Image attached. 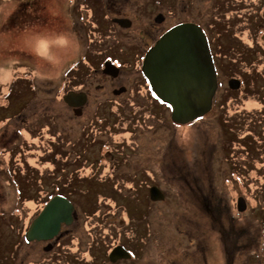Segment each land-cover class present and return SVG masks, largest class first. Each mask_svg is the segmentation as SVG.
<instances>
[{
  "label": "rangeland",
  "instance_id": "rangeland-1",
  "mask_svg": "<svg viewBox=\"0 0 264 264\" xmlns=\"http://www.w3.org/2000/svg\"><path fill=\"white\" fill-rule=\"evenodd\" d=\"M230 3L227 1L228 5ZM255 16H258L257 9ZM103 23V12L96 0H0V264H202L204 260L208 264H225L223 252L226 247L244 251L250 249L248 252L253 253L246 257L248 264H263L264 122L260 124V115L252 111L253 102L259 99L256 92L249 85L235 93L241 101L235 113L209 121L216 113L214 110L207 119L219 128L217 138V135L214 136L215 127L209 125L212 136L208 135L206 141L209 147L215 145V156L211 147L206 152L209 167L211 165L213 169L214 187L216 185L215 197L211 195L209 200L218 209L223 208V204H219L217 190L229 197L230 179H233L238 194L250 193L249 199L251 196L260 199L254 213L251 208L253 214L250 212L251 205L243 216L231 211L229 216L234 224L230 228L227 211L217 212L222 228L228 230L225 238L228 245L225 247L211 221L199 208L198 196L179 189L183 184L174 177V171L180 167L179 164L186 166V162L175 158L180 151L177 146L172 150L173 167H168L169 190H166L167 181L164 182L161 176L151 179L149 168H158L163 163L172 133L177 145L184 144L179 136L184 127L172 123L170 109L165 110L155 97L149 94L144 97L143 77L135 74L131 80V87L134 86L131 93H112V88L127 84L126 74L135 73L133 64L123 65L120 83L111 84L103 74L88 79L89 101L79 118L57 97L63 71L75 59H82L79 65L82 71L71 75V80L77 81L73 85L77 86L100 66L103 59L121 56L118 49L105 43L104 34L96 30V25ZM217 51L230 54V50H214L219 59L218 66L225 71ZM237 71L226 70L234 74ZM99 83L103 84L102 87L96 88ZM143 102L153 104L157 121L162 124L160 131L140 129L138 138L133 135L134 146L125 145L119 150H111L104 163L94 159V166H100L99 172L87 174L88 179L79 183V192L73 197L68 193L72 187H65L63 194L74 202L77 209L75 221L69 228L77 232L81 244L75 247L77 242L69 241L65 252L55 250L45 254L44 242L29 244L25 241L22 225L43 199L47 187L52 186V179L40 171L47 165H39L42 154L38 151L39 143L27 138L24 124L37 125L50 120V117L68 130V135L75 137L79 135L80 125L94 114L113 117L110 111L115 110L116 114L129 112L127 115L132 116L130 111ZM116 106L118 109H114ZM136 110L141 111L140 104ZM200 121H197L199 128ZM121 131L124 132V129ZM123 132L121 135L130 136ZM194 135L195 144H198L203 136L197 131ZM21 136L25 137L22 139ZM190 151L186 150L184 154L188 159ZM152 183L161 186L168 194L164 201L149 199L147 184ZM114 201L124 206L123 222L128 220L133 225L128 227L122 238L124 246L135 254L133 262L120 260L111 263L104 258L106 246L96 229L99 220H96L94 212L102 204L115 209L117 205ZM24 206L27 208H21ZM130 216L134 217L133 221ZM68 232L64 231L63 236ZM238 235L242 238L234 244L232 239Z\"/></svg>",
  "mask_w": 264,
  "mask_h": 264
},
{
  "label": "flooded vegetation",
  "instance_id": "flooded-vegetation-1",
  "mask_svg": "<svg viewBox=\"0 0 264 264\" xmlns=\"http://www.w3.org/2000/svg\"><path fill=\"white\" fill-rule=\"evenodd\" d=\"M71 1L74 2L78 0ZM227 1L231 2L230 5L227 4ZM96 2L99 5V8H101L104 18V23L101 25L97 24L96 30L104 34L105 43L109 46L114 47L115 49H118L121 53V56L114 59L108 57L103 59L100 66L93 69L92 72H90L89 77L84 82L79 83L77 86L73 85L77 83V81L75 79L71 80V75L74 73V75H77L82 71V68L79 67L82 59H75L68 65L66 70L63 71L61 82L62 85L59 89L57 97L60 101L65 103L66 106L78 118L83 116L84 108L89 101V93L87 89L88 79L96 78V75L100 76L101 74H103L110 80L111 84L117 82L120 83V77L123 74V65L133 64L135 67V73L133 75L126 74L124 77L125 79H127V84L112 88V93L114 95H122L125 92L129 91L131 93V89H133L132 87H134H131V80L134 79V76L136 74L137 77H143L145 79L144 91H142L144 97H146L147 94L155 97L154 92L150 88L148 78L142 70L147 51L156 44V42L162 37V35H164L173 27L181 24H194L198 26L201 29L202 33L205 35L216 69V93L214 95L213 104L210 111L198 118V120H201V128L197 126L198 120H196L184 125V131L180 132L179 134V136L183 135L184 143H188L191 137L196 136L194 135L195 131L198 132V135L203 136V139L202 137H200L198 144H194L191 146L189 143V147L187 149L191 150L190 153L192 159H194V163H198L197 170L194 171L191 169V166L188 163V160H190L191 158L190 157L189 159H186V170L177 172L174 171V175L176 177L182 176L184 178V184L179 187V189L183 188L191 193H195L198 196L199 208L207 215L216 233L219 235L221 241H224L226 247V245L228 244L225 238H227L228 230L222 228L220 218L216 216L217 212H220L223 209L227 211L226 219L230 228L234 224L233 218L229 216V213H231V211L238 216H243L244 214H246V212L249 211V206L251 205L250 212L252 208V211L254 213V209L259 207L260 205V199L258 198V196H251V198L249 199L250 193H247L248 197L242 192H240L241 194H238L239 191L236 190L233 179H230L231 183L229 182V188L231 192L229 194V197L223 195L216 188L218 196L220 197L219 204L222 203L223 208L218 209L215 204L209 200V197L211 195H214L215 197L216 185L214 187L213 169L211 168V165L209 167L206 152L210 150L209 148L211 147L213 148V154L215 145H210L209 147L208 142L206 141L208 135L212 136V134H209V125L215 127L216 131L214 132V136L217 135V138L219 130L217 124L209 121H213V119L222 117L229 113H235L236 110H238L239 104H241L239 97L235 96V93L242 91L250 85L252 90L256 92L257 97L259 98L258 100L253 102L252 111L254 112V114L260 115L262 120L260 124L264 122V0H96ZM256 9L258 10L257 17L255 16ZM200 35V32L199 35H195L194 40H200ZM221 48L230 50V54L217 51L221 63L225 66V71L222 69V67L218 66L219 59L214 52L215 49ZM106 61H111L118 67L119 70L117 74H108L103 71ZM237 69L238 71L236 72V74L226 72V70L234 72ZM221 70H223L224 73H222ZM231 80H235L236 82L233 83V85L237 86H232L230 84ZM102 85L103 84L100 83L96 84V88H100L102 87ZM120 88L125 89L121 92H115V90H118ZM69 91L85 93L86 100L75 99L72 100L71 103L66 102L64 100V95ZM158 101L161 102L160 100ZM161 103L165 106V110L166 108L170 109L169 118H171L170 106L164 102ZM248 103H251V101H248ZM139 104L141 105V111L136 110ZM113 106L114 104H112V107ZM137 106L130 111L132 116L127 115L129 112H127V114L125 115H121L119 113L116 114L115 110L110 111L113 117L106 116V114H94L91 118L80 125L79 135L75 137H71L70 135H68L69 131L65 130V128L61 124H59L55 120H52L50 117V120H47L46 117H41L40 119H46L47 121H43L41 123H38L37 125L24 124L27 138H30L35 142L38 141V151H41L43 149L41 147L44 143V141L42 140V138H44L43 133L49 130V128L52 131L51 126L59 129L61 133L70 137V139L67 140V143H58L56 146L60 151L58 152L59 156H63L62 152H64L65 157H68V159H70L69 163L62 162L61 165H51L50 163H48L50 156L46 155V152L44 154V152L41 151L42 154L39 158V165L46 161L45 164L47 165V168L40 169V171L45 174V177L48 176V178L50 177L49 179H52L51 184L52 186H55V188H53L51 185L47 187L43 199H41L38 202V205L33 208L32 214L27 220L28 222L26 221L27 224L25 222V224L22 225L24 228L23 236H25V241L29 242V244L33 242H44L45 244L43 245V252H45V254H48L55 250H61V252H65L68 249L67 242L69 241L74 242L75 240L77 242V244L75 243V247L81 244L79 242V236L77 232L71 231L72 228H69L75 221V212H77V209L74 202L68 196L63 194L65 192V187H72V189L69 190L68 193L73 197V194H77L79 192V185L84 183L86 179H88L87 174L92 175L95 172H99L100 166H94V159L99 160V163H104V159L111 150H119L125 145L134 146L135 143L133 140V135L135 134L138 138V132L140 129L150 130L152 132L160 131V125L162 126V124H159V122L157 121L158 118L155 113L153 104L151 105L150 102H143L138 103ZM114 109H118V107L116 106V108L114 107ZM214 110L216 113L212 116V119L209 120V113ZM110 112H108L107 114H110ZM139 113L144 116L142 117L138 115ZM147 119H153L155 121H147ZM119 123H123L124 126L120 127ZM172 123L175 124L173 121ZM202 126L204 130H202ZM113 127H116V130L114 129V131L117 134L119 132L118 130L123 128L131 131L134 130V132L131 138H123L118 142V144L113 145L114 147H112L111 141L113 138ZM24 137L21 136L22 139ZM71 142L77 143V147L75 148V150L73 149V147L71 148L72 153L68 151L70 149V146L74 145V143ZM105 144L111 145V147L109 148L108 146H105ZM174 146H177L180 149V146L175 143L174 133H172V140L170 139V142L167 146L168 153L163 160V163L159 164L158 168H149L151 179H155L161 176L164 182L168 180V178L170 177V169L168 167H173L172 162L174 159V154L172 153V150ZM198 146L199 152L198 154H196L195 151ZM183 149H180V151H182ZM75 151H77L78 154ZM95 153L96 155H94ZM181 155L185 156L184 154ZM80 156H82L83 159L81 160V164L76 161V157L79 158ZM213 156L215 155L213 154ZM175 158L178 157L175 155ZM83 165L85 166L84 168ZM166 165L168 166L166 167ZM79 171L81 173H79ZM196 176H198L199 181L194 180L196 179ZM63 179L67 181L63 182ZM165 184L166 190H169V182L167 181L165 182ZM153 185L158 186L162 190V192L164 193V199L156 201L150 199V187ZM147 189L149 190V199L154 202L164 201L166 196L168 195L164 192L165 190H163L161 186L157 184H147ZM57 194L64 195L73 203L74 211L72 223H62L58 234L49 240H28L26 237V232L28 231L33 219L40 213L46 203L54 195ZM50 195L52 196L49 198ZM147 195L148 194L146 193V198ZM239 197H243L246 202V208L242 211L238 209ZM31 203L33 202L31 201ZM18 204L19 203L17 202L16 206ZM114 204L117 205L115 209L109 207L108 205L102 204L99 205L95 209L96 212H94L96 220H99V224L98 226H96V229L100 232V240L104 242L106 246L104 258L109 259L111 263H116L120 260H129L130 262H133L136 259L135 254L127 247H125L122 243V238L124 237L123 233H126L128 231V227H133V225L130 224L128 220L127 222H123L122 220V214H125L124 206L117 203L116 201H114ZM21 208L27 207L24 206ZM209 211L210 213H208ZM253 213L251 212V214ZM25 219H27V217ZM130 219L133 221L134 217L130 216ZM110 223H112L115 228L120 231V237L113 234L115 228L111 229ZM67 230L69 232L63 236V232ZM111 232H113L112 235ZM113 236H115L114 239H112ZM240 238H242L241 235L234 236L232 242L236 244V242H238ZM92 241L90 243H92ZM118 245H122L125 249H127V251L130 253V257L117 258L115 261H112L110 258V253ZM261 250H263L264 254V243L261 246ZM248 251L226 247L223 252L225 264H248L249 262L246 260V257L249 258V256H251V254L253 253L252 251ZM244 254H246L245 258L243 257ZM202 264L208 263L204 260Z\"/></svg>",
  "mask_w": 264,
  "mask_h": 264
},
{
  "label": "water",
  "instance_id": "water-1",
  "mask_svg": "<svg viewBox=\"0 0 264 264\" xmlns=\"http://www.w3.org/2000/svg\"><path fill=\"white\" fill-rule=\"evenodd\" d=\"M200 40H194L199 35ZM191 37V39H190ZM118 67L106 61L103 71L117 74ZM142 70L153 92L162 101L172 107L173 121L186 124L210 111L217 88V75L213 57L201 29L194 24H181L166 32L147 51ZM235 80H231L232 86ZM125 88L115 90L121 92ZM75 99L86 100L85 93L69 91L64 100L71 103ZM152 200L164 199L162 190L153 185L150 187ZM246 208L243 197L238 198V209ZM73 203L64 195H54L33 219L26 237L28 240H49L55 237L62 223L73 221ZM130 257L122 245L116 246L110 258Z\"/></svg>",
  "mask_w": 264,
  "mask_h": 264
},
{
  "label": "trees",
  "instance_id": "trees-1",
  "mask_svg": "<svg viewBox=\"0 0 264 264\" xmlns=\"http://www.w3.org/2000/svg\"><path fill=\"white\" fill-rule=\"evenodd\" d=\"M120 125V127H122V126H124V124L123 123H119ZM179 125V124H178ZM180 126H183V125H180ZM51 128H52V131L54 132H52L51 131V129L49 128V130H47L46 132H44L43 134H44V138H42V140L44 141V143H43V145L41 146L43 149L41 150L42 152H44V154H45V152H46V155H49L50 156V159H49V162L48 163H50L51 165H53V164H59V165H61L62 164V162H65V163H69V161H70V159H68V157H65V153L64 152H62L63 153V156H59V154H58V152H60L59 151V149H58V147H56L57 146V144L58 143H61V144H64V143H67V140H69L70 139V137L68 136V135H65V134H63V133H61L60 131H59V129H57V128H55V127H53V126H51ZM114 129L116 130V127H113V129H112V141H111V145H112V147H114L113 145H116V144H118V142L119 141H121L123 138H127L126 136H123V135H121V133L123 132V131H121V132H118V134L114 131ZM124 129V132H127V133H129L130 134V138L132 137V135H133V132H134V130L133 131H131V130H127V129H125V128H123ZM119 131V130H118ZM123 132V133H124ZM180 134V133H179ZM182 139H183V135H181L180 136ZM195 137H191V139H190V141H188V143H184L183 145H180V149H183V148H185V149H183L182 151H179L178 152V154H176V156L178 157V159L179 160H185V162H186V166H187V160L186 159H188V157H185V156H182L181 154H185V151L188 149V147H189V143H190V145L192 146V145H194L195 144ZM184 140V139H183ZM71 143H74V145L72 146L71 144V146H70V149L68 150L70 153H72V147H73V149L75 150V148L77 147V143L76 142H71ZM111 145H108V144H105V146H108L109 148L111 147ZM69 147V146H68ZM75 152H77V151H75ZM195 153L196 154H198V152H197V149H196V151H195ZM77 154H78V152H77ZM197 158H198V156H197ZM81 160H83L82 159V156H80L79 158H77L76 157V161L77 162H79V164H81ZM189 162V164H190V166H191V169L192 170H196V168H197V166H196V164L194 163V159H192V157L190 158V160H188ZM46 162V161H45ZM44 162V163H45ZM53 162V163H52ZM178 166H180L179 168H176V171H183L184 170V168H185V170H186V166H183V165H178ZM85 166L83 165V168H84ZM175 171V172H176ZM79 173H81L80 171H79ZM174 177H176L175 175H174ZM180 181H182V184H184L183 182H184V178L182 177V176H180V177H177ZM169 179V178H168ZM195 181L196 180H198L199 181V178H198V176H196V179H194ZM52 195H50L49 196V198L51 197ZM215 211V210H214ZM223 211H226L225 209H223ZM208 213H210V211L208 212ZM214 218V217H213ZM111 225V229H113V228H115V226L112 224V223H110ZM120 231L118 230V229H114V233L113 232H111V235H112V233L114 234V235H116V236H118V237H120L121 236V233H119ZM115 238V236H113V238L112 239H114ZM113 241H115V240H113ZM112 241V242H113Z\"/></svg>",
  "mask_w": 264,
  "mask_h": 264
}]
</instances>
